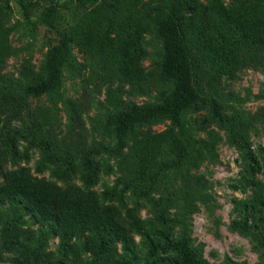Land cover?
<instances>
[{
    "label": "rangeland",
    "instance_id": "374dc122",
    "mask_svg": "<svg viewBox=\"0 0 264 264\" xmlns=\"http://www.w3.org/2000/svg\"><path fill=\"white\" fill-rule=\"evenodd\" d=\"M180 2L199 100L179 125L139 127L172 129L186 149L181 158L168 141L142 169L128 149L109 154L108 118L156 106L173 87L150 0H0L16 51L0 69V183L23 170L90 192L121 229L60 241L30 212L0 205V264H178L182 244L200 264H264V50L245 38L263 25L264 0ZM101 24L111 56L94 40ZM60 33L70 48L61 87L34 97L21 65L44 78ZM117 85L113 105L106 93Z\"/></svg>",
    "mask_w": 264,
    "mask_h": 264
},
{
    "label": "trees",
    "instance_id": "16d2710c",
    "mask_svg": "<svg viewBox=\"0 0 264 264\" xmlns=\"http://www.w3.org/2000/svg\"><path fill=\"white\" fill-rule=\"evenodd\" d=\"M150 5V10L158 15L155 26L163 42L161 73L173 82V87L156 106L147 109L133 107L127 111L116 112L108 118L116 140L109 154L117 156L128 149L142 169H146L155 161L158 149L168 141L171 150L177 152L181 158L186 155V149L172 129L153 133L150 129L139 127L160 117H169L173 125H179L182 111L199 100V92L194 86L191 72L189 42L183 29L182 3L180 0H150ZM260 9L264 14V7ZM102 24L96 28L94 40L99 52L111 56L109 47L112 40L110 41L103 32L105 29ZM6 25L4 14L0 10V69L7 59L16 53L9 42V30ZM255 26L247 31L245 38L260 50H264V23ZM130 50L128 58L132 65L138 68L137 60L141 49L134 46ZM69 64V38L67 34L60 33L48 51L44 78L40 77L35 66L27 59L21 65L20 74L35 81L26 92L39 97L58 90L62 84V70ZM121 88V85H117L116 90H107L109 103H121L117 96V92L121 93ZM0 205L25 209L37 221L51 228L60 241L82 243L93 241L98 233L114 235L121 232L116 219L109 211H105L107 209L99 204L94 194L78 188H61L23 170L8 174L0 183ZM180 255L178 264H200L184 244L180 246Z\"/></svg>",
    "mask_w": 264,
    "mask_h": 264
}]
</instances>
